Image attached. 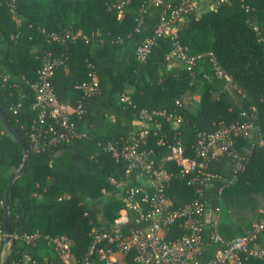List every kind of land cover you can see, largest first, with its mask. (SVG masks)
<instances>
[{"label":"trees","instance_id":"obj_1","mask_svg":"<svg viewBox=\"0 0 264 264\" xmlns=\"http://www.w3.org/2000/svg\"><path fill=\"white\" fill-rule=\"evenodd\" d=\"M110 1L0 0V106L29 148L28 166L11 189L15 245L7 264H22L24 254L40 263H59L49 240L58 235L68 236L76 259L88 252L94 229L108 228L126 206V188L149 178L138 168L126 173L127 160L110 148L122 146L134 134L143 110L159 112L146 119L149 135L143 146L171 173L166 186L171 209L200 197L210 208L219 207L222 217L223 198L264 196V0H222L216 8H209L215 0H202L199 8L186 12L177 36L195 56L192 64L168 58L174 44L166 35L158 36L147 58L139 60L137 47L154 35L163 6L125 0L119 16L118 8L108 7ZM52 32L76 36L53 39ZM46 58L57 61L53 87L73 109L70 118L81 133L68 142H50L65 127L36 104L31 87ZM92 73L98 85L85 94L76 84L89 81ZM187 93L198 94L199 100L185 103ZM124 94L128 100H121ZM244 120H252L256 128L235 141L237 153L245 158L243 169H236L233 153H216L205 169L208 179L196 186L167 159L168 141H180L193 154L198 133ZM33 133L44 143L40 150L33 146ZM23 159L20 143L0 120V232L7 183ZM261 210L233 234L221 226L220 217L218 232L224 240L245 234ZM129 217L127 227L147 223L136 221L132 209ZM185 231L173 224L168 238ZM25 234L35 235L26 240ZM212 234L213 227L207 224L202 232V263L224 246ZM4 259L0 242V264ZM127 259L133 264L132 254ZM244 264L264 260L252 257Z\"/></svg>","mask_w":264,"mask_h":264},{"label":"built area","instance_id":"obj_2","mask_svg":"<svg viewBox=\"0 0 264 264\" xmlns=\"http://www.w3.org/2000/svg\"><path fill=\"white\" fill-rule=\"evenodd\" d=\"M149 1L162 5L163 11L154 35L145 38L137 47V58L145 60L157 37L166 35L173 39L174 44L168 53V58L192 64L195 56L190 55L187 46L180 42L177 31L182 16L195 8L196 0ZM219 1L222 0L211 2L209 8H216ZM124 2L125 0H111L108 7L118 8L121 16ZM69 35L76 36L69 33L65 35L50 33L53 39ZM56 63V60L46 58L38 70L37 80L31 83L36 104L48 109L49 114L65 127L64 131L56 133L51 138V143L68 142L81 135L74 129L70 118L73 109L67 102L60 100L54 90L51 79ZM97 85L96 75L92 73L89 81L76 84V88L89 94ZM121 100H128V96L122 95ZM177 102L179 103V100ZM10 107L14 113L17 112L15 104L11 103ZM77 110L81 111L80 108ZM156 113L159 112L141 111L140 126L134 134L130 135L120 147L110 145L116 157L127 160L126 173L129 174L133 168H138L149 178L139 185H129L126 188V206L121 208L119 215L108 228L99 231L94 229L88 252L80 260L76 259L68 236L58 235L49 237V240L59 254V263L47 260L40 263L30 255L24 254L22 264H129L127 259L129 254H132L133 264H244L245 260L252 257L264 260V209L245 234L224 240L218 232L221 209L210 208L206 199L198 197L182 207L175 209L169 207L166 186L170 181L171 173L163 164L155 161L151 155L152 150H147L143 146L147 144L149 135L146 119H153ZM255 128L256 125L252 120H244L223 126L216 131L200 132L193 154H188L180 141H168L170 153L167 159L176 163L181 175L188 176L189 183L198 186L208 179L209 174L205 169L209 158L216 153H233L237 157L236 169L244 168L245 158L237 153L235 141L239 136L251 135ZM31 139L36 150L43 148L44 143L39 139L38 134L33 133ZM160 142L166 143L162 139ZM197 190L200 192L201 188L197 187ZM130 209L136 211V221H147V223L139 227H127L130 222ZM173 224H178L186 231L183 235L171 239L168 238V234ZM207 224L213 227L214 240L223 242L224 246L217 250L213 258L202 263L200 262L204 250L202 232ZM1 233L4 236V231ZM34 235L25 234L22 238L29 240Z\"/></svg>","mask_w":264,"mask_h":264},{"label":"rangeland","instance_id":"obj_3","mask_svg":"<svg viewBox=\"0 0 264 264\" xmlns=\"http://www.w3.org/2000/svg\"><path fill=\"white\" fill-rule=\"evenodd\" d=\"M188 97L189 103L197 100L196 97H192L191 93L188 94ZM258 208L264 209V196H260L256 200H252V194L223 198L221 226H227L233 234L237 227L244 226L252 220ZM227 238L229 239L231 237ZM0 242L2 243V256L4 258L7 254L9 243L5 241L3 233L1 232Z\"/></svg>","mask_w":264,"mask_h":264},{"label":"water","instance_id":"obj_4","mask_svg":"<svg viewBox=\"0 0 264 264\" xmlns=\"http://www.w3.org/2000/svg\"><path fill=\"white\" fill-rule=\"evenodd\" d=\"M0 120L2 124L6 127V129L9 131V133L20 143L23 153H24V159L23 163L20 166V168L15 171L13 174L10 175L7 187L4 193V203H5V209H4V238L5 241L9 243V249L7 251V254L5 256V259L2 261V264H7L10 258V253L11 250L13 249L15 245V240L12 237L11 234V189L13 186V183L15 179L21 175L26 167L28 166V161H29V148L25 140L21 137L20 134H18L15 129L12 127L10 124L6 114L4 113L2 107L0 106Z\"/></svg>","mask_w":264,"mask_h":264},{"label":"crops","instance_id":"obj_5","mask_svg":"<svg viewBox=\"0 0 264 264\" xmlns=\"http://www.w3.org/2000/svg\"><path fill=\"white\" fill-rule=\"evenodd\" d=\"M201 2H202V0H196L195 8H199ZM192 97H196L197 100H194V101H198L199 100V95L198 94L192 95ZM183 100L185 101V103L190 104L189 103L188 93L184 95ZM140 122H139V124H140ZM8 249H9V245H8L7 251H8Z\"/></svg>","mask_w":264,"mask_h":264}]
</instances>
